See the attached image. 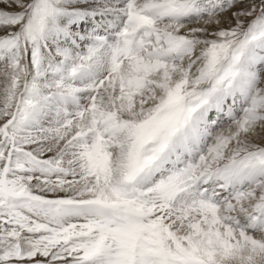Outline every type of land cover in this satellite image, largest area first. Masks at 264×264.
Segmentation results:
<instances>
[{"label":"snow or ice","instance_id":"obj_1","mask_svg":"<svg viewBox=\"0 0 264 264\" xmlns=\"http://www.w3.org/2000/svg\"><path fill=\"white\" fill-rule=\"evenodd\" d=\"M0 264H264V0H0Z\"/></svg>","mask_w":264,"mask_h":264}]
</instances>
